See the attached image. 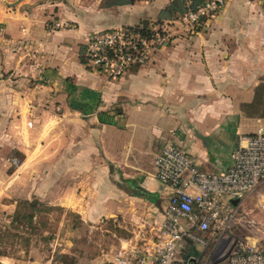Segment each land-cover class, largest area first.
I'll use <instances>...</instances> for the list:
<instances>
[{
	"label": "crops",
	"instance_id": "crops-1",
	"mask_svg": "<svg viewBox=\"0 0 264 264\" xmlns=\"http://www.w3.org/2000/svg\"><path fill=\"white\" fill-rule=\"evenodd\" d=\"M16 1L0 0V223L37 201L75 224L118 225L122 246L146 245L169 199L154 165L161 148L183 141L199 170L223 173L239 136L264 127V0H229L118 80L90 68L87 36L170 23L180 0ZM202 256L179 245L181 263Z\"/></svg>",
	"mask_w": 264,
	"mask_h": 264
},
{
	"label": "built area",
	"instance_id": "built-area-1",
	"mask_svg": "<svg viewBox=\"0 0 264 264\" xmlns=\"http://www.w3.org/2000/svg\"><path fill=\"white\" fill-rule=\"evenodd\" d=\"M185 1L182 14L148 35L131 27L88 35L85 56L90 68L109 80L123 78L172 44L179 32H193L215 17L229 0H203L198 5ZM62 27L54 23L51 30ZM233 161L226 172L207 173L199 170L183 141L165 144L154 162L157 178L169 192L157 237L146 245L137 241L121 246L111 264H183L178 260L181 242L190 240L205 247L210 233L218 237V243H227L223 264H264V249L228 243L240 204L264 182V127L239 136Z\"/></svg>",
	"mask_w": 264,
	"mask_h": 264
},
{
	"label": "rangeland",
	"instance_id": "rangeland-1",
	"mask_svg": "<svg viewBox=\"0 0 264 264\" xmlns=\"http://www.w3.org/2000/svg\"><path fill=\"white\" fill-rule=\"evenodd\" d=\"M160 26L166 24L155 28ZM57 154L58 149L50 150L43 160L50 162ZM15 158L22 159L21 156ZM48 171L59 172V163L47 166ZM54 183L49 182V185ZM25 211L34 213L32 222L19 220L12 224V219L8 222L3 216L0 223V251L16 264H111L122 246L121 239L128 233L118 225L109 224L108 220L90 226L75 224L79 220L74 213L59 208L49 210L46 205ZM64 222L66 224H62ZM211 234H208L207 246L198 245L203 250L201 260L195 257L191 264H223L221 259L227 243H218V237H210ZM231 241L264 249V182L240 204L237 222L229 232L228 243ZM183 260V264H187L190 259Z\"/></svg>",
	"mask_w": 264,
	"mask_h": 264
},
{
	"label": "trees",
	"instance_id": "trees-1",
	"mask_svg": "<svg viewBox=\"0 0 264 264\" xmlns=\"http://www.w3.org/2000/svg\"><path fill=\"white\" fill-rule=\"evenodd\" d=\"M135 1L136 0H124V1H122V4L123 5L124 4H131V3H134ZM181 1H183V0H180V3H179L180 5L177 6V8H178L177 12H179L180 14H182L185 11V3L183 2L184 5H181ZM193 2L195 3V5H198V4L202 3L203 0H193ZM135 29L138 30L139 32H141V34H143V35H148L151 32L150 29H144V28H135ZM86 61H87V59H86ZM40 205L42 206V204H40L37 201L19 202L17 209H16L14 215L12 216V222L11 223L14 224V223L18 222L19 220H23V221L28 220V221L32 222L35 219L34 213L33 212L27 213L25 210H30V209L35 210V208L37 206H40ZM47 208L49 210L53 209V207H50V206H47ZM39 212H41V211H39ZM3 256L5 257L7 255L0 251V257H3Z\"/></svg>",
	"mask_w": 264,
	"mask_h": 264
},
{
	"label": "water",
	"instance_id": "water-1",
	"mask_svg": "<svg viewBox=\"0 0 264 264\" xmlns=\"http://www.w3.org/2000/svg\"><path fill=\"white\" fill-rule=\"evenodd\" d=\"M22 0H17L15 3H11V4H8L9 6H14V5H16V4H18V3H20ZM235 204H236V202H234Z\"/></svg>",
	"mask_w": 264,
	"mask_h": 264
}]
</instances>
